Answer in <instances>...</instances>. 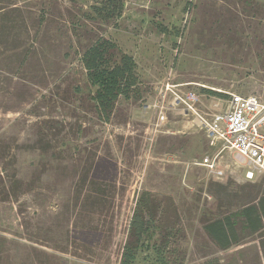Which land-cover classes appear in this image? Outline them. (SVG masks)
<instances>
[{
  "label": "rangeland",
  "instance_id": "obj_1",
  "mask_svg": "<svg viewBox=\"0 0 264 264\" xmlns=\"http://www.w3.org/2000/svg\"><path fill=\"white\" fill-rule=\"evenodd\" d=\"M99 1L56 0L53 14L66 19L68 11L79 14ZM242 1L123 0L122 14L103 26V36L133 59L138 97H121L109 122L65 91L81 85L79 98L87 93L78 57L70 52L63 58L65 45L47 48L50 67L35 64L5 73L0 85V264H120L129 223L144 192L166 208L158 224L176 213L171 220L175 232L169 234L170 250L162 248L158 256L152 248L143 250L135 264H160V258L171 264L172 258L181 260L179 255H185L182 264H260L259 237L221 251L206 238L201 220L205 213H215L219 202L245 199L233 195L244 188L247 197L246 187L264 176L244 181L231 154L218 157L222 178L200 166L216 153L198 118L178 100L195 95L194 110L204 118L223 111L233 94L264 100V72L257 57L264 50V43H258L264 38V0ZM16 2L25 11L39 5V0ZM228 11L240 23L237 29L250 24L242 37L245 45L230 50L215 41L208 47L205 21L214 18L208 14L220 17ZM158 25L166 31L160 32ZM158 106L165 118L160 124ZM42 122L59 129L55 138L63 161L48 165L47 158L40 160L29 148L39 139ZM69 146L80 152H66ZM89 158L94 160L91 179L113 190L108 214L100 218L107 231L71 234L77 221L71 199L79 190L70 169ZM219 184L229 190L220 194ZM157 232L155 242L160 240ZM66 238L72 246L61 250Z\"/></svg>",
  "mask_w": 264,
  "mask_h": 264
},
{
  "label": "trees",
  "instance_id": "obj_2",
  "mask_svg": "<svg viewBox=\"0 0 264 264\" xmlns=\"http://www.w3.org/2000/svg\"><path fill=\"white\" fill-rule=\"evenodd\" d=\"M55 1L52 0L48 4L39 0L38 9L30 8L25 11L16 0H0V85L4 81L5 73L10 72L11 69L25 70L35 64L50 67L51 59L49 60L47 56V48L60 43L67 47L63 58L66 57L67 60L68 55H71L70 52L78 57L81 72L84 75L83 87L86 88L87 93L86 96L79 98L83 89L81 85H73L65 91H71V97H78L82 104L86 103L92 107L99 119L109 122L115 116L117 103L121 97L125 99L138 97V82L133 59L103 36V26L110 24L122 14L123 0H101L89 5L86 11L80 10L79 14L68 11L66 19L53 14L55 7L52 3ZM208 15L214 17L210 21H205V27L209 32L207 35L209 42H206L208 47L215 41L230 50L239 48V45H245L242 37L246 34V29L250 27L249 23L246 24L248 26L245 29L240 25L239 30L236 24L240 23L237 21L235 24L236 19L229 11L220 17L211 13ZM158 27L160 32L166 31L160 25ZM177 35L176 31L175 36ZM258 43L263 45L264 38L261 37ZM257 57H259L260 68L264 72V50L260 51ZM47 70L43 68L44 72ZM209 94L217 95L213 92ZM42 123L38 128L39 139L35 140L29 148L36 152L40 160L47 158L48 165H51V161H63L64 157L61 156L63 153L58 152L59 139L57 142L55 138L59 129L51 122ZM46 124L49 125L45 127ZM62 141L64 140L60 143H63V146L67 144ZM66 148V152L72 155L80 152L76 150V146ZM93 161V158H89L82 165L78 164V168L70 169L78 178L76 188L79 190L71 199L73 218L77 220L72 224L71 234L79 229L84 232L87 230L88 233H95L98 230L105 233V229L107 231V227L102 224L100 218L102 214H108L113 190L110 189L112 186L96 183L91 179L89 175L92 172ZM217 187L220 188V194H223L224 190H229L228 186L222 184ZM246 188L250 192L247 197L244 195V188H239L238 193L235 192L233 195L237 198L245 197V199H240V202L236 204L219 202L215 213L213 211L203 215L201 226L209 242L221 251H228L242 245L254 236L259 237V262L264 264V178L259 184L248 185ZM31 189V185L27 184L26 190ZM166 213V208L162 207L160 202L149 193L141 194L129 223L120 264H135L137 255L143 250L149 251L152 248L157 256L159 251L163 250L162 248L170 250L169 234L175 232V226L171 220L176 219V213L169 217L170 220L168 219L167 223H157V217L162 218ZM97 216L99 218L96 222ZM78 222L81 224L78 225ZM156 230L160 240L157 239L155 242L152 238ZM66 241L68 238L61 241L63 243L61 250L72 246ZM66 244L69 246L67 247ZM1 255L0 248V259ZM179 257H181L179 261L177 258H172L171 264H182L185 255L183 259L181 255ZM161 259L158 260L160 264H167L169 261L167 258Z\"/></svg>",
  "mask_w": 264,
  "mask_h": 264
},
{
  "label": "built area",
  "instance_id": "obj_3",
  "mask_svg": "<svg viewBox=\"0 0 264 264\" xmlns=\"http://www.w3.org/2000/svg\"><path fill=\"white\" fill-rule=\"evenodd\" d=\"M178 100L198 118L200 127L207 134L208 145L216 153L212 159L204 158L200 166L222 178L218 157L231 154L235 164L243 170L244 181L252 182L258 176H264V100L233 94L223 111L208 114V118L194 110L193 104L198 100L195 95L188 94L185 99ZM158 108L160 124L165 118L163 107Z\"/></svg>",
  "mask_w": 264,
  "mask_h": 264
}]
</instances>
